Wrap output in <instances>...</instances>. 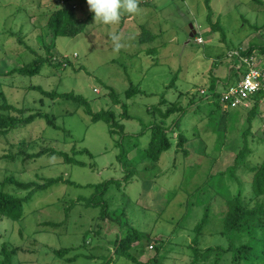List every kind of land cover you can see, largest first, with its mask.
<instances>
[{"label": "rangeland", "instance_id": "obj_1", "mask_svg": "<svg viewBox=\"0 0 264 264\" xmlns=\"http://www.w3.org/2000/svg\"><path fill=\"white\" fill-rule=\"evenodd\" d=\"M74 1L78 3L75 10L80 19L92 18L84 33L67 38L55 37L47 28L51 13L63 0H0V105L7 101L22 109L25 117L50 114L56 117L57 125L47 127L44 120H36L0 135V182L13 176L24 183H40L61 176L71 183L62 181L38 192L25 206L27 217L22 222L0 218V246L13 241L24 251L16 257L15 264H69L53 256L49 249L80 247L83 240V255L90 257L81 256L72 264H104L115 254L104 235L113 236L117 228L98 227L101 233L96 235L102 209L72 202L92 198L96 194L92 185L125 176L117 160L118 137L110 135L106 123H93L82 106L59 98L51 100L35 90L41 87L47 92L82 95L94 112L112 109L124 125L125 134L131 135L158 120L156 108L162 97L189 107L180 123V131L189 137L185 144L188 155L180 150L175 153L173 148L157 163L145 162L137 168L135 160V165L129 167L136 175L123 186V191L114 185L102 196L109 210L116 213L115 210L123 209L131 226L150 234V244L132 251L143 263L189 264L193 248H229L226 239L218 234L222 230L218 203L212 207L207 204L210 221L197 242L194 229L201 222L208 198L215 194L222 199L234 195L238 179L246 189L248 207L255 208L257 202L264 207V197L253 198L250 188L251 167L264 160V100L257 107L259 115H251V132L246 136L242 132L248 127V117L240 109L229 110L224 138L220 134L224 111L219 97L213 100V96L204 95H211L209 84L214 77L226 80L231 62L228 53L233 48L246 50L249 43L264 41V30L255 32L251 28L264 23V0H138L139 11L134 18L140 20L145 11L146 20L141 23L156 35L153 43L145 44L137 35L118 32L119 26L95 23L86 0ZM124 21L126 17L121 20ZM191 24L196 30L193 37L187 31ZM110 33L120 34L122 47L118 50H114L108 38ZM190 33H194L192 29ZM140 35L144 32L140 31ZM196 37L203 43H197ZM151 46H158L156 53ZM37 54L45 58L54 55L60 66L46 63L41 73L33 77L13 72L37 59ZM236 80V75L229 79ZM132 86H139L143 94L132 93ZM107 87L126 104L128 114L135 120L121 118L124 111L113 106ZM224 88L220 85L216 91L221 94ZM201 97L202 101L197 102ZM174 117L166 122L167 127ZM148 134L139 139L142 147L149 140ZM172 137H176V132ZM32 148L35 151L29 153L47 150L48 156L34 160L20 154L22 149ZM50 149L65 151L88 166L64 164L63 158L50 156ZM11 153L17 156L15 161L6 157ZM137 155L132 152L128 157L134 159ZM45 222L64 225L45 229L41 226ZM215 254L212 253L208 264L214 262ZM114 260L111 264H134L123 257Z\"/></svg>", "mask_w": 264, "mask_h": 264}, {"label": "trees", "instance_id": "obj_2", "mask_svg": "<svg viewBox=\"0 0 264 264\" xmlns=\"http://www.w3.org/2000/svg\"><path fill=\"white\" fill-rule=\"evenodd\" d=\"M76 4H78L76 1L72 2V0H63L62 5L51 13L47 22V28L50 30V32H52L55 37L74 38L85 32L86 26L91 21L92 16H88L86 19H80L76 14ZM251 28L254 29L255 32L262 31L264 30V23L262 26H251ZM149 33L147 34V38H143L141 36L140 41L143 43L153 42L155 36ZM261 34L264 37V33ZM240 44L241 43H239V45ZM233 49L232 51H234ZM156 50V47H151V51H153L154 53H156ZM229 50L231 51V49ZM235 50H238V48ZM256 50H258L264 56L263 40L260 44L249 43V48L246 50L245 53L251 54L253 51ZM220 58L221 57H219L218 59ZM57 59L58 58H55V56L52 54H50V57L48 58L37 54V59L33 60L32 62L28 63L27 65L21 68L15 69V71L13 72L17 73L20 76L33 77L41 73V70L46 63H49L50 65L60 66V64L56 62ZM230 60L233 64V71L236 72L237 60L235 58H230ZM218 79V77H214L213 80L210 82L209 90H212V93L211 95L209 93L204 95L207 96L206 98L213 96L212 98L214 100L215 98H217V95L219 96L218 91H216L215 89L216 82ZM227 81L228 84L225 85V88L232 84H236L239 81L238 76L235 82L229 80ZM222 85L224 87V84ZM107 88L109 91L110 98L112 99L113 106H120L121 109H123L124 111V113H122L121 118L127 120H135L134 117L128 114L126 104L121 103L119 96L114 92V90L111 87ZM131 89L134 91L132 93L143 94V91L139 88V86H132ZM35 90L40 91L42 95L46 96L51 100L59 98L61 100L71 101L78 104L79 106H82L83 112L90 116L93 123H106L109 127L110 135L118 137L115 145L118 149L117 160L121 163V168L126 173L125 176L121 180L111 179L109 181L104 182L103 184H98L95 186L92 185L91 187H95L96 194H94L93 197L90 199H78L76 202H72V205H75L78 202L81 204L84 203L87 207H92L96 209L101 208L102 216L100 217L99 223L96 227L101 228L102 226H108V228H117V232H115L113 236H108L107 233L104 235V238L109 239L107 244L113 246L115 250L114 256H112L109 261L106 260L104 264H111V262L115 261L114 259L122 257L126 258L128 261L134 264H146L139 261L138 258L132 254V251L137 249L139 246H147L148 244H150L152 241L150 239V234L144 233L138 228L131 226L129 224V221L125 220L126 217L123 214L125 211H123V209L122 211L115 210L116 213H114V211L112 210H109V206L107 202L104 201V195L102 196V194L107 192L110 186L114 185L119 191H123V186L127 185L129 181H131L136 175L134 174L135 171L131 170V168L129 167L135 165V160L137 163V168L139 164L145 162L157 163L158 161H160L163 154L171 151V149L173 148L175 149V153H178L180 150L181 153L188 155V151L185 148V144L188 142L189 137L186 136L185 133L180 131V123L183 117L187 114V108L189 107L183 106L178 100L176 102H168L165 97H162L160 100V105L158 106V108H156L159 117L158 120L149 122L147 125L144 126V128H142L139 133L131 135L125 134L124 125L119 123V119L117 118L115 111H113L112 109L94 112L91 109L90 102L82 95H78L73 92H47L41 87H37ZM128 94L126 92L127 97H129ZM262 97L263 96L261 94H258L252 98L251 110H241L245 114V116L248 117L249 122L247 129L242 132V135L246 136L249 132H251V126L253 123V118L251 117V115H259L260 111H257V107L259 106ZM202 99L203 98L201 97L198 101L200 102L202 101ZM191 104L195 105V103H192V101ZM220 107L224 111V116L221 120L222 126L220 134L224 136V138H226V122L227 119H230V113L229 110L224 109L222 106ZM152 110L155 111V108H153ZM172 115L175 116L172 120L173 123L172 125H170V127H167L166 122L172 117ZM36 120H44L47 127L57 128V125L55 123V116H51L50 114L36 113L25 117V114L22 109H18L16 107L11 106L7 101L0 105V135H7L9 133L15 132L20 128L27 127ZM169 128H171L170 131ZM175 132L176 137L173 138L172 134H174ZM145 133H149V140L146 146L142 147L140 145L139 139L140 137L144 136ZM50 150L52 151L50 156L54 155L58 156L59 158H63L64 164L88 166L87 163L81 162L73 157H70L69 154L65 153V151L58 152L53 149ZM31 151L35 150L33 148L30 151L22 149L20 154L23 157L31 158L34 160H37L42 156H48L47 150L29 153ZM132 152H136V155H138L134 157V159H129L128 155ZM83 153H87L90 156L92 155L87 151H83ZM6 157L13 161L17 159V156L13 155L12 153ZM125 161L128 166L125 164ZM235 164H237V162ZM229 169L234 171L232 168ZM251 172V196L253 195V198L264 197V160L252 166L250 173ZM67 180L68 179L63 180V178L60 176L57 178L43 179V181L40 183H24L17 180L13 176L6 177L4 181L0 182V218L8 219L11 222L24 221L27 217L25 206L29 202H31L33 197L38 192L44 191L52 186H57L62 181L64 183L71 184L70 181ZM237 181V192L234 195L231 194L232 196L230 195L228 198L222 199L217 194H215L208 198L201 222L194 229L197 233L196 238L194 240L197 242V239L204 233L205 227L210 221V207H208L207 204L209 203V206L212 207L214 203H218L220 205V211L218 215L222 224V230L218 234L224 239H226L229 248L223 249L220 248V246H217L210 247L204 251L193 248L194 255L189 264H199L200 261L203 262L202 264H208L207 262L211 258L212 253H216L214 255L215 260L212 264H264V207L262 205L260 206V204L257 202L256 207L250 209L248 207L249 203L245 202L246 196L244 195V191L246 189L241 186L240 179H238ZM9 187L11 189H8ZM68 212L69 209L66 210V217H68ZM62 225H64V222H45L42 223L41 226H43L45 229H56L60 228ZM99 228L97 229L96 235L101 233V230ZM85 243L86 241L83 240V245L80 247L71 246L59 249L50 248L49 250L53 253V256H55L56 258L60 260L64 259L67 263L72 264L73 262L77 261V259H79L81 256H85V258L89 259L90 256L85 254L83 255L82 248L86 245ZM14 244L15 243L13 241H5L2 243V245L0 246V264H15L16 257L19 256L22 252H24L22 249H20ZM158 244L160 245V243ZM151 248L153 247L151 246ZM97 249H102V251L105 250V248L102 247H99ZM156 249L160 250V246H157ZM108 258L109 257H105L104 259Z\"/></svg>", "mask_w": 264, "mask_h": 264}, {"label": "built area", "instance_id": "obj_3", "mask_svg": "<svg viewBox=\"0 0 264 264\" xmlns=\"http://www.w3.org/2000/svg\"><path fill=\"white\" fill-rule=\"evenodd\" d=\"M196 41L203 43L198 37ZM246 50L238 49L228 53L229 58L237 60L236 75L239 81L224 88V92L219 94V103L224 109H249L252 98L258 94L264 99V56L257 51L247 54Z\"/></svg>", "mask_w": 264, "mask_h": 264}, {"label": "clouds", "instance_id": "obj_4", "mask_svg": "<svg viewBox=\"0 0 264 264\" xmlns=\"http://www.w3.org/2000/svg\"><path fill=\"white\" fill-rule=\"evenodd\" d=\"M86 4L89 11L94 14L95 23L98 21L101 25L109 27L118 25L126 16H135L139 11L138 0H86ZM108 38L113 42L114 50L122 47L119 33H110ZM251 108L252 106L249 109H238L251 110Z\"/></svg>", "mask_w": 264, "mask_h": 264}, {"label": "crops", "instance_id": "obj_5", "mask_svg": "<svg viewBox=\"0 0 264 264\" xmlns=\"http://www.w3.org/2000/svg\"><path fill=\"white\" fill-rule=\"evenodd\" d=\"M141 4L142 5H145L146 3L145 2H141ZM148 11H150L151 9H147ZM146 15H147V13L144 11H142V14H141V19L140 20H136L135 18H134V16H131V17H128V16H126V21H124V23L123 22H120L118 25H115V26H113V28H117L118 26V29H117V31L119 32V31H122V32H124V34L126 35V36H132V35H137V36H139L140 38H141V36H145V38H147V34L150 32V31H148V30H146L145 28H146V25L145 24H142L141 23V20L142 19H145L146 20ZM127 19H129V20H127ZM140 31L141 32H144V35H140ZM149 34H153V36H155L156 37V35H155V33H153V32H150ZM149 36V35H148ZM155 40V39H154ZM145 43H147V42H145ZM144 43V44H145ZM150 43V42H149ZM151 43H153V42H151ZM151 47H156L157 49H158V46H151ZM248 47H249V44H248ZM233 50H235V49H233ZM219 61V60H218ZM233 64H232V62H230V65L228 66V68H227V78H226V80L225 81H221L220 79H218L217 80V82H216V86H215V89L218 87V86H220V85H222V84H224V87H225V85H227L228 83V81L227 80H229L231 77H233L234 75H236V72L235 71H233ZM233 73H234V75H233ZM210 89V88H209ZM206 95V94H205ZM200 100V99H199ZM199 102V101H198Z\"/></svg>", "mask_w": 264, "mask_h": 264}, {"label": "water", "instance_id": "obj_6", "mask_svg": "<svg viewBox=\"0 0 264 264\" xmlns=\"http://www.w3.org/2000/svg\"><path fill=\"white\" fill-rule=\"evenodd\" d=\"M190 29H192L194 33H190ZM187 31H188V34L190 35V37H193L194 34H196V30L193 29V25L192 24L187 28Z\"/></svg>", "mask_w": 264, "mask_h": 264}]
</instances>
